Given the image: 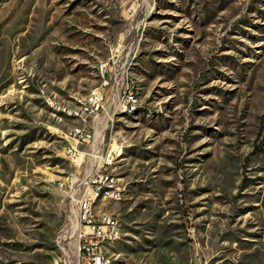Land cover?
<instances>
[{"label":"rangeland","instance_id":"rangeland-1","mask_svg":"<svg viewBox=\"0 0 264 264\" xmlns=\"http://www.w3.org/2000/svg\"><path fill=\"white\" fill-rule=\"evenodd\" d=\"M105 81L75 167L69 111ZM103 158L113 264H264V0H0V264L75 259Z\"/></svg>","mask_w":264,"mask_h":264},{"label":"built area","instance_id":"built-area-1","mask_svg":"<svg viewBox=\"0 0 264 264\" xmlns=\"http://www.w3.org/2000/svg\"><path fill=\"white\" fill-rule=\"evenodd\" d=\"M120 50V46L112 47L110 56L100 62V68H105L106 71L108 65L111 64ZM105 84L106 81L98 86V91H90L89 89L90 99H79L77 102L79 111H73L80 113V124L69 131V135L75 140V143L65 146L63 152L74 159L75 167L83 165L84 151L82 146H90L95 141V131L89 129L88 126H90L89 121L91 119L100 116L109 100ZM121 102H124V108L135 105V93L129 86L124 90ZM95 157L98 156L95 155ZM118 180L115 168L111 165V160L103 158L97 170L82 182V187L78 188L76 196L78 246L75 259L72 261L64 260L63 264H104L107 260V256L99 254V246H110L122 233L120 219L105 209L107 203L120 199L119 185L118 191L108 193V186L118 184ZM77 182L75 178L70 179L69 190L65 193L68 194L74 190ZM63 186L64 184H61V188ZM94 195H101L102 203H94ZM57 264L61 263L58 262Z\"/></svg>","mask_w":264,"mask_h":264},{"label":"bare ground","instance_id":"bare-ground-1","mask_svg":"<svg viewBox=\"0 0 264 264\" xmlns=\"http://www.w3.org/2000/svg\"><path fill=\"white\" fill-rule=\"evenodd\" d=\"M90 91H98V88H93V89H91ZM136 94H137V92H136ZM136 94H135V102H136ZM81 99H90V92H88L87 93V95L86 96H84L83 98H81ZM134 107V105L133 106H128V107H126V108H124L125 110H129L130 111V109L131 108H133ZM73 111H79V104L75 107V108H73V109H71L70 111H69V114L71 115V116H74V117H76V118H80V113H75V112H73ZM65 155H66V157L69 159V161L71 162V164L74 166V159H72L68 154H66L65 153ZM116 185L117 184H110V186H108V193H110V192H113L114 191V189L116 188ZM100 199H102V196L101 195H94V203H97L98 202V200H100ZM99 254L100 255H103V256H107V260L104 262V264H113V259H112V257L108 254V252H107V246H99Z\"/></svg>","mask_w":264,"mask_h":264}]
</instances>
